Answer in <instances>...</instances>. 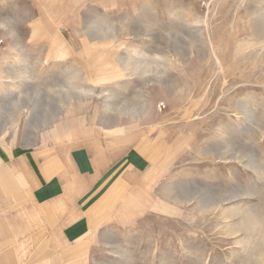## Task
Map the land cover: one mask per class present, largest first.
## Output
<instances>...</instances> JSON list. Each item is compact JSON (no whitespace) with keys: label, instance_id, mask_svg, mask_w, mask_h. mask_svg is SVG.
<instances>
[{"label":"rangeland","instance_id":"1","mask_svg":"<svg viewBox=\"0 0 264 264\" xmlns=\"http://www.w3.org/2000/svg\"><path fill=\"white\" fill-rule=\"evenodd\" d=\"M94 143L146 169L93 264H264V0H0V148Z\"/></svg>","mask_w":264,"mask_h":264},{"label":"crops","instance_id":"2","mask_svg":"<svg viewBox=\"0 0 264 264\" xmlns=\"http://www.w3.org/2000/svg\"><path fill=\"white\" fill-rule=\"evenodd\" d=\"M38 155L0 148V264H93L95 231L126 191L121 175L146 169L145 156L94 143L45 168Z\"/></svg>","mask_w":264,"mask_h":264}]
</instances>
